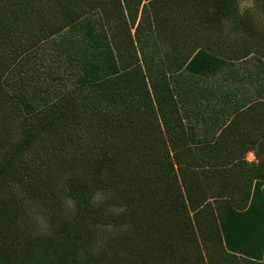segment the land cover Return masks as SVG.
I'll list each match as a JSON object with an SVG mask.
<instances>
[{"label": "trees", "instance_id": "trees-1", "mask_svg": "<svg viewBox=\"0 0 264 264\" xmlns=\"http://www.w3.org/2000/svg\"><path fill=\"white\" fill-rule=\"evenodd\" d=\"M257 4L0 0V186L79 207L14 264H205L198 240L208 264H264ZM103 225L123 227L107 250Z\"/></svg>", "mask_w": 264, "mask_h": 264}, {"label": "rangeland", "instance_id": "rangeland-1", "mask_svg": "<svg viewBox=\"0 0 264 264\" xmlns=\"http://www.w3.org/2000/svg\"><path fill=\"white\" fill-rule=\"evenodd\" d=\"M242 9L250 7L258 10L257 0H240ZM259 13L264 12L260 9ZM2 54H0V57ZM5 111L0 110V117ZM11 114V113H10ZM12 118L14 117L11 114ZM16 139L15 144H19L23 127L20 120L13 122ZM245 158L250 162H257L258 159L254 151H248ZM1 163V162H0ZM10 207V218L0 213V254L6 255L11 264L16 259L25 261L29 257L30 248L39 240L45 238H56L59 223L66 216L75 214L79 207L75 200L64 197L62 208H56L44 204L39 199L29 194L23 185L14 178L8 180L0 186V208ZM120 210V209H119ZM102 215V213H99ZM63 221V220H62ZM123 227L103 225L101 228L93 230L95 236V248L107 250L113 244V240L121 232ZM159 237L163 232L173 231V226L159 225ZM159 240V239H158ZM192 253L196 254L199 262L208 264L207 252L200 240L192 247Z\"/></svg>", "mask_w": 264, "mask_h": 264}]
</instances>
